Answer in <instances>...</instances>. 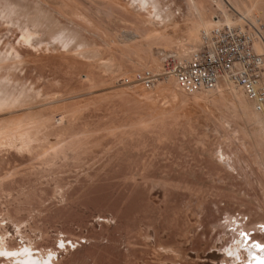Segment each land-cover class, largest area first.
I'll list each match as a JSON object with an SVG mask.
<instances>
[{"label":"rangeland","instance_id":"1","mask_svg":"<svg viewBox=\"0 0 264 264\" xmlns=\"http://www.w3.org/2000/svg\"><path fill=\"white\" fill-rule=\"evenodd\" d=\"M27 1L78 28L96 51L86 62L26 41L0 16V58L14 64L10 79L16 73L26 84L20 106L30 104L0 116V219L9 210L27 235L41 234L32 253L66 245L60 264H208L209 254L230 247L235 233L228 226L235 220L246 243L264 252V152L257 154L251 142L253 153L241 156L235 170L214 156L218 147L231 154L235 142L241 145L219 123L229 106L203 112L211 92L198 93L206 99L187 95L172 77L143 88L105 76L108 68L133 75L160 70L138 60L146 58V47L139 56L117 44L135 27L150 31L146 18L129 0ZM175 2L184 8L183 0ZM150 48L161 64V44ZM22 243L18 237L11 245ZM172 245L183 255L164 253Z\"/></svg>","mask_w":264,"mask_h":264},{"label":"bare ground","instance_id":"2","mask_svg":"<svg viewBox=\"0 0 264 264\" xmlns=\"http://www.w3.org/2000/svg\"><path fill=\"white\" fill-rule=\"evenodd\" d=\"M129 3L133 6V8L135 9L134 12L138 14V16H144L146 18L144 23L147 24L151 30L146 32L142 31L140 28L135 27V30L133 29V32H130L128 34L126 33L127 35H125V41L123 40V43L118 42L119 40L116 39L115 41L118 42L117 44L120 45V47L124 48L125 50H129L133 54H139V56L140 53L137 52H140V48L146 47L143 48L144 51L141 50V52H145L144 54H142L145 55L146 58L137 56L138 60L139 58H142V61L147 59L149 60V66L147 64L146 65L148 67H151L150 64H153V67L156 68H160L161 66V57H159V55L161 54L159 53V51V55H156L157 51H155L156 53H154L155 49L152 51L153 47L158 45H154L151 49L150 44L152 43H160L163 47L161 48L163 53L174 50L175 48L173 49V47L177 45L178 47L176 48L178 53L183 54L190 51L191 48L197 46L200 40L201 29H208L219 22L237 24L242 22V20L245 18L251 19L253 21H261L260 18L255 17V10H258V14L260 16H263L264 18V0H257L256 2L249 0H183L184 8L181 5L179 6L175 2V0H129ZM230 11L232 12V14L230 13ZM216 12L221 13L223 15V18L214 15L216 14ZM59 13L62 12L59 11ZM179 14L181 17L180 19H177V16ZM239 15L241 17H239ZM0 16L6 19L12 25V27L14 25V28L26 41L30 42L31 40H35V42L41 43L47 48L50 47L52 50H56L57 52L60 51V53H62L61 51H65L66 54L81 57L86 62H92L88 60L87 57H90L93 55V53H96V51H94V48H92L93 46H90L89 41L85 40V37H82V33L79 32L78 28L67 26L68 24L64 23L60 19H57L52 14L50 9H48V7L46 8L44 6L38 5L37 3L27 0H0ZM258 48H261L260 44H258ZM142 61L139 62L143 63ZM11 63L12 62L0 58V113H2L0 116L16 114L19 109L24 107V105H30L24 104L20 106V100L25 96L24 92L21 93V91L22 88H24L23 86H25L26 84H19V82L21 81H19V76L18 74L16 75V73L15 78L10 79V77H12L11 66L14 65ZM143 64L145 66V63ZM111 70V68H108V72L107 74H105L108 79L115 81L116 79L122 78L120 79L122 80V82L119 83L123 86L140 85V83H138L134 79V72L132 73L126 68L117 71L112 70V72ZM165 85L168 86V84ZM144 87L145 86H143V88ZM176 90L179 89H177L176 87ZM169 91L171 90H168V93ZM241 91L242 90L236 85L221 81L216 88L207 91L211 92L209 94L207 93L209 97L210 95L214 97H211L212 99L208 97L207 101L209 103L206 101L207 104H205V106H201L203 108V112L204 110H208V112L212 111V105L218 103L219 105H227L226 107L229 106L230 111L228 109L227 110L231 113H227V110L226 113L219 112L223 114V117L221 116L222 120L219 123L223 124V126L221 125L222 127L228 124L229 127L227 126L224 128H231L232 130H229L232 131V133L236 134V137L241 145H237L238 143L236 144L235 142L234 150L231 154L225 152L223 148H221L222 150H220L218 147L215 150L214 156L216 162H218L226 170H235L236 163H238L241 156L243 157L245 153H253V149H250L251 147L249 146L251 142L256 144L257 154L264 152V110H257L253 102L248 100L243 91ZM198 93L199 92L190 95L198 97L200 96ZM113 94L117 93L115 92ZM179 94L181 95L182 93ZM202 97L206 99L205 96ZM202 103L203 102H201V105ZM250 103L252 106L250 105ZM224 105H221V107ZM214 106L216 107V105ZM218 111L220 110L218 109ZM221 111H223V109ZM232 136L234 135L232 134ZM30 143H32V141H30ZM256 149L254 148V150ZM68 150L66 151L68 152ZM262 153L260 155H262ZM58 197L59 199H63L65 197L64 192H60ZM7 212L8 214L4 213V215L6 216H3V218H5L2 220L0 219L1 221H7L5 226H0V264L2 262V258L6 259L5 264H60L61 259L64 258L65 254L67 253L68 247L66 245H63L64 248L63 250H61V252H56L52 249H50L49 251V248H47L46 250L44 248V250L39 251V253H32V250H36V243L41 239V234L34 235V237L30 236L31 233L27 235L28 233H25L23 231L25 226L24 223L16 221L15 218L10 215L9 210ZM236 225L237 223L235 220L234 222L231 221L228 226V228L231 229L233 233H235L233 242L231 241L232 243L231 245H229L230 247L227 248L226 252L223 254H209L208 259L212 262H209L208 264H214L215 262H222L223 264H264V252H261L260 254L256 253V250L260 249V247L256 244H252L253 246L251 244H247V238L242 233H240L239 229H236ZM230 233H228V235ZM14 234L22 239L23 243L20 244L19 248H13V246L11 245V243L15 242L18 238L15 237ZM63 242L66 243V241ZM159 247L161 246L159 245ZM162 250L164 251V253L172 255L175 258H178V256L182 254L179 253L180 251L178 250L177 246H163ZM27 254L30 255H28L30 257H28L29 260L25 257ZM246 254L250 256L248 257Z\"/></svg>","mask_w":264,"mask_h":264},{"label":"built area","instance_id":"3","mask_svg":"<svg viewBox=\"0 0 264 264\" xmlns=\"http://www.w3.org/2000/svg\"><path fill=\"white\" fill-rule=\"evenodd\" d=\"M162 59L158 72L142 69L134 79L149 87L161 77H172L187 94L214 89L225 81L240 88L257 110H264V25L260 21L219 22L201 30L199 43L187 53L174 49L162 52Z\"/></svg>","mask_w":264,"mask_h":264}]
</instances>
